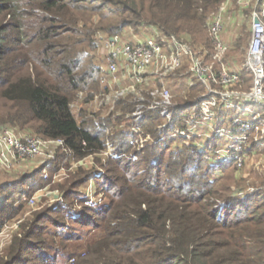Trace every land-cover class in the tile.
Segmentation results:
<instances>
[{"label": "trees", "instance_id": "1", "mask_svg": "<svg viewBox=\"0 0 264 264\" xmlns=\"http://www.w3.org/2000/svg\"><path fill=\"white\" fill-rule=\"evenodd\" d=\"M221 1L0 0V130L63 139L66 149L56 151L48 172L66 156L79 160L115 146L105 172L94 173L98 204H84L79 188L93 172L78 170L61 186L66 202L58 211L45 207L21 219L26 199L44 183L40 169L13 171L0 181V231L18 221L7 228L0 264H264V169L248 183L232 159L207 160L208 151L192 141L173 146L174 139L161 137L157 111L139 122L152 139L132 159L127 156L137 135L120 127L121 113L118 124L111 121L116 110L131 112L133 101L120 99L97 124L71 107L78 95L91 92L86 97L92 98L100 87L93 44L98 33L154 26L208 60V22ZM230 25L223 33L231 45L227 55L245 53ZM232 56L230 62L239 64ZM179 73L185 68L166 84L175 105L190 104L204 88L192 79L180 83ZM247 74L242 72L244 82H252ZM256 109L264 119V106ZM248 150L261 151L255 145Z\"/></svg>", "mask_w": 264, "mask_h": 264}, {"label": "built area", "instance_id": "2", "mask_svg": "<svg viewBox=\"0 0 264 264\" xmlns=\"http://www.w3.org/2000/svg\"><path fill=\"white\" fill-rule=\"evenodd\" d=\"M228 21H242L249 25V37L240 65L224 60L231 49L230 43L223 37ZM208 31L212 44L208 60L204 53L196 50L189 42L174 35L163 34L154 26L143 25L137 30H123L114 34L98 33L93 40L98 56L97 67L108 82L121 85L109 98L111 108L120 99L129 97L125 102L133 101L134 108L125 117L135 123L131 131L136 135H141L139 122L152 111H157L158 117L168 118L169 125L175 122V113L176 117L186 120L185 117L191 114L194 120L195 116L200 117L198 125L202 122L208 124L217 116L219 119L222 117L223 120H232L234 128L240 130L242 140L237 139L234 147L225 145L226 152L211 153L208 159H237V164H240L242 144L248 137L246 131L253 129L255 122L261 119L256 107L264 106V0H222L209 19ZM183 67L185 73H179L181 81L190 83L192 79L202 85L204 91L190 104L175 105L166 83L172 74ZM243 71L252 76V84L247 91L239 92L235 87L244 82ZM248 105L250 108H247ZM236 109L247 111L248 119L230 116L229 111ZM192 123L196 124V121ZM187 124L186 121L182 123L183 127H179L176 132L186 137H189L188 132L194 134V128L188 129L187 135L184 133ZM221 132V129H216L213 136H221ZM59 148L66 149L61 138L44 139L35 134L17 133L10 127H3L0 130V171L34 172L40 169L39 176L43 181H59L56 171L51 176L46 169L56 159ZM82 159L75 163L80 164ZM42 191L43 188H37L26 202L36 204L37 195ZM63 201L64 194L61 192L59 199L52 201L49 208L57 211L64 204ZM88 201L87 205L98 204L102 197L90 200V203ZM69 262L72 263L73 258Z\"/></svg>", "mask_w": 264, "mask_h": 264}, {"label": "rangeland", "instance_id": "3", "mask_svg": "<svg viewBox=\"0 0 264 264\" xmlns=\"http://www.w3.org/2000/svg\"><path fill=\"white\" fill-rule=\"evenodd\" d=\"M235 29L236 32L235 34H233V36L235 37L237 35V37L241 36V41H242V47L244 46L246 48V44H247V40H248V33H247V23L246 22H235ZM246 25L245 27L242 28V26ZM231 25L228 26V28ZM228 30V29H227ZM226 32V31H225ZM224 32V33H225ZM228 32H226L224 35H227ZM236 39V38H235ZM238 39V38H237ZM96 53V51H95ZM244 53H241L240 51L238 52H234L231 53L229 56V59L227 56H225L224 60L230 61L231 60V55H233V59L234 58H239V65L242 63L243 61V56ZM16 55V54H14ZM98 59V58H97ZM95 59V60H97ZM246 76H250V74H247ZM99 83H100V87L97 90V92H95L94 94H97L96 96L94 95V97L92 96V98L90 97H86V93L91 94V92H86L82 94V97L79 99V95L78 97L73 101L71 107L74 113H81L83 114L85 118L88 119H93L94 122L97 124L99 121V117H105L107 116V114H109L113 109H115V106H113L111 108V102H110V97H112V95H114V91H117L120 88V83H114V82H108L107 78L104 76V74L100 73L99 74ZM172 81H175L172 80ZM180 83H184V81H179ZM251 86L252 82L251 79H249L246 82H243L240 85H237L235 87V89L239 92H243V91H247L248 88L247 85ZM104 86L108 87L109 91H106L105 93L102 91V88ZM101 91V92H100ZM112 92V93H111ZM171 92V91H170ZM183 90L180 92L182 93ZM81 92H79L80 94ZM100 93V94H99ZM111 93V94H109ZM174 94L171 93V97H173ZM132 97V96H131ZM146 97V96H145ZM86 98V99H85ZM90 98V99H89ZM126 99H129V97H127ZM173 98L171 99L172 103L177 104L176 102H173ZM243 109L245 108L244 106L242 107ZM247 108H250V105H248ZM243 109H236V110H231L229 111L230 116L235 115V118H239V119H248L249 115L246 113L247 111H243ZM121 113V115H120ZM128 112H119V110H116L112 117L114 119H112V124H118V120L115 119V115L116 117L118 115H120V117H118V119H120L119 125L120 127H122V129H124L125 131L129 130L131 131V129L134 127L133 123H131V119H127L125 117V114ZM260 113V112H259ZM123 114V115H122ZM261 115V113H260ZM193 114L188 115L187 118H179V117H175L173 123H175L174 127L172 129H169L168 131H166V129H168L169 123L168 118L166 117H159V122L157 123V128L160 131L161 137L164 138L165 140H170L174 139V141L176 142L174 144L173 142V146L177 145L179 143V145L184 146L185 144H183L185 141H192L194 143H202L203 147L208 151L207 155L205 156V159L209 160L208 157L209 155L212 153H217V151L219 152H226V150L224 149L226 146H235V142L237 141V139H241L242 140V136L240 138V130H237L234 128L233 122L232 120H223L222 117L219 119V117L217 116L216 119H213L212 121H210L208 124L206 123H200V125H198L197 121H200L201 118L200 117H194L195 120L193 119ZM188 122L189 124L186 125V130H185V134L187 135V130L194 128V134H191V132H188L189 137L186 136H181L179 135L178 132H176V130L179 131V126L182 125V123ZM196 121L195 123H192ZM255 127L253 129H248L246 132L248 133V137L245 143L242 144L243 148V154H240V158L242 160V162L240 164H237V159L231 160L234 162L235 165V171L237 173V175H239L240 177L242 176L243 178H248V183L250 182L251 179H254L256 176H259L262 174V171L264 169V119H260V121H256L255 122ZM179 124V125H178ZM113 127V125L111 126ZM198 127V128H197ZM219 130L221 129L222 132L219 133L221 134V136H213L215 130ZM141 130V132H140ZM228 131V132H227ZM25 131L21 132L24 133ZM139 132L141 133V135H137L135 136L134 139H132L131 141V147L129 149L128 152V156L127 157H132V159H134L133 155L135 151H140L139 149L144 145L147 144L149 142H151L152 139V134L148 133L145 131V129L143 127H140ZM27 134V132H26ZM31 134V133H30ZM106 135H107V131H106ZM146 135H149V137H146ZM181 136V137H180ZM180 138V139H179ZM176 139V140H175ZM253 145L260 147L261 151H252L250 152L248 149H252ZM223 147V148H222ZM115 148L114 145H110V143H108V147L105 149V151H101V152H94L92 154H89L87 156H85L80 164H76L75 161L77 160L76 158H74L73 155H69L66 156L64 158V160H58L55 163H57V169H55L52 172H48L49 175H53L54 172L56 171L59 175V181L55 180H48V181H44V183L42 184L41 188H43V191L40 192L37 195V202L34 205L28 204L26 202L25 207L22 209V211L20 212L19 216L17 217H22L21 219H23V217L28 216L31 212L36 211V210H41L45 207H49L50 204L52 203V201H56L57 199H59V196L61 195V186L64 185V183L71 177V175H73L75 172H77L78 170H83L85 172H89L92 171V175L87 183V185L82 186L81 188H79L80 191V195L82 197V199L84 200V204L87 205L86 200L89 199L90 200H95L99 197H101V194L99 192V188L97 186V178L94 176V173H96V171H100V173H104L105 169L104 166H106V156L108 154H112V150ZM244 149H247V151H245ZM256 149V148H255ZM241 151V152H242ZM110 152V153H109ZM113 155V154H112ZM223 155V154H221ZM239 158V159H240ZM55 161V160H54ZM55 164L52 163L51 166L49 167H53ZM5 171H0V181L3 179H9L7 176H10L12 174L13 171H10L11 173L8 172V174L4 173ZM15 172H23V170H17ZM55 172V173H56ZM256 181V180H255ZM258 183V182H257ZM36 190V189H35ZM88 201V202H89ZM66 202V199L64 197V201L63 203ZM90 203V202H89ZM93 204V203H90ZM75 205L78 206L77 202H75ZM60 209V208H59ZM58 209V210H59ZM57 210V211H58ZM15 217L14 219H11L9 222H6L3 227H2V231H0V252L1 250L4 248L5 244H6V239L8 238V234L10 232H8V226L13 224V223H17L18 221L16 220ZM15 225V224H14ZM12 225V226H14ZM70 263V262H69Z\"/></svg>", "mask_w": 264, "mask_h": 264}, {"label": "crops", "instance_id": "4", "mask_svg": "<svg viewBox=\"0 0 264 264\" xmlns=\"http://www.w3.org/2000/svg\"><path fill=\"white\" fill-rule=\"evenodd\" d=\"M235 22L236 21H228L227 22V27L230 25V24H235ZM247 23V22H246ZM247 25H248V23H247ZM248 27H249V25H248ZM226 29H228V28H226ZM226 30H224V32H225ZM181 81V80H180Z\"/></svg>", "mask_w": 264, "mask_h": 264}]
</instances>
